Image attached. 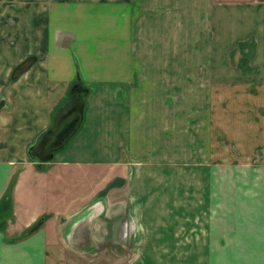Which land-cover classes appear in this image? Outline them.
Segmentation results:
<instances>
[{"label":"crops","instance_id":"obj_1","mask_svg":"<svg viewBox=\"0 0 264 264\" xmlns=\"http://www.w3.org/2000/svg\"><path fill=\"white\" fill-rule=\"evenodd\" d=\"M250 36L264 77V0H0V198L13 181L0 264H63L62 247L99 244L129 245L125 264H264V200L226 241L220 225L188 239L163 220L174 86L202 85ZM75 79L79 128L49 161L29 159Z\"/></svg>","mask_w":264,"mask_h":264},{"label":"rangeland","instance_id":"obj_2","mask_svg":"<svg viewBox=\"0 0 264 264\" xmlns=\"http://www.w3.org/2000/svg\"><path fill=\"white\" fill-rule=\"evenodd\" d=\"M254 50L251 36L240 40L228 53L227 64L222 63L223 67L216 64L200 77L202 85L187 87V91L174 86L180 90L177 92L180 96L173 98L169 108L172 131L166 140L168 143L159 148L160 155L168 156L169 163L172 161L166 167L174 179L173 213L164 215L163 220L184 225L185 238L195 239L198 228L206 223L213 227L214 223L216 227L220 225L222 240L226 241L236 233L232 229L234 225L243 228L261 219L264 77L260 69L251 65ZM193 73L191 70L192 82L195 81ZM209 76L215 78L213 85L208 84ZM208 176L209 195L203 187ZM10 183L0 198L3 205L0 225L6 220L5 194ZM62 248L63 264H125L131 247L99 244Z\"/></svg>","mask_w":264,"mask_h":264},{"label":"water","instance_id":"obj_3","mask_svg":"<svg viewBox=\"0 0 264 264\" xmlns=\"http://www.w3.org/2000/svg\"><path fill=\"white\" fill-rule=\"evenodd\" d=\"M83 118V101L73 95L56 113L52 125L30 147L28 154L39 162L52 158L75 134Z\"/></svg>","mask_w":264,"mask_h":264},{"label":"trees","instance_id":"obj_4","mask_svg":"<svg viewBox=\"0 0 264 264\" xmlns=\"http://www.w3.org/2000/svg\"><path fill=\"white\" fill-rule=\"evenodd\" d=\"M79 95V98L81 99V101H83V111H84V104H85V97H86V94H87V89H85L82 85H81V83H80V81L79 80H74L73 82H72V84H71V87H70V91H69V93H68V95H67V100L68 99H70L73 95ZM56 110H58V108L57 109H55V111ZM55 111L53 112V113H55ZM30 147L31 146H29L28 147V149H27V154H28V150L30 149ZM28 157H29V159H34L33 157H31L29 154H28ZM12 180H11V183L9 184V189H10V186H11V184H12ZM9 189H7V191H6V194H5V196H7V193H8V190Z\"/></svg>","mask_w":264,"mask_h":264}]
</instances>
